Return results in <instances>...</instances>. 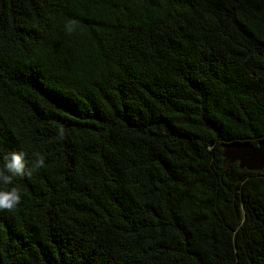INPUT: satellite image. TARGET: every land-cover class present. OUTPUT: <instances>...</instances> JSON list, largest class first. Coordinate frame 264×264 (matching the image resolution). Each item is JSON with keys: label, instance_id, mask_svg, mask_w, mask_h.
<instances>
[{"label": "trees", "instance_id": "1", "mask_svg": "<svg viewBox=\"0 0 264 264\" xmlns=\"http://www.w3.org/2000/svg\"><path fill=\"white\" fill-rule=\"evenodd\" d=\"M259 139L264 0H0V264H264Z\"/></svg>", "mask_w": 264, "mask_h": 264}, {"label": "clouds", "instance_id": "2", "mask_svg": "<svg viewBox=\"0 0 264 264\" xmlns=\"http://www.w3.org/2000/svg\"><path fill=\"white\" fill-rule=\"evenodd\" d=\"M78 21L71 19L64 25L66 34L71 35L77 29ZM68 129L63 124L56 126L58 140L65 139ZM46 156L33 151L31 158L23 149L11 151L4 155L0 165V210L13 212L22 201L21 189L15 186L16 177L32 176L34 172L45 166Z\"/></svg>", "mask_w": 264, "mask_h": 264}, {"label": "water", "instance_id": "3", "mask_svg": "<svg viewBox=\"0 0 264 264\" xmlns=\"http://www.w3.org/2000/svg\"><path fill=\"white\" fill-rule=\"evenodd\" d=\"M223 165L237 162L240 168L262 170L264 167V140L253 145L249 142L230 141L222 145Z\"/></svg>", "mask_w": 264, "mask_h": 264}]
</instances>
